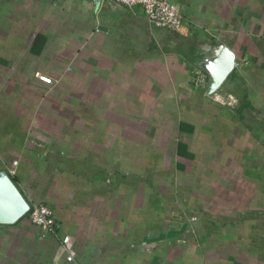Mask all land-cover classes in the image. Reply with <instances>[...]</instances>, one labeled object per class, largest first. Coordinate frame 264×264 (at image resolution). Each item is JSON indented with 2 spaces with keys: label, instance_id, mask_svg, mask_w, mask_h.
<instances>
[{
  "label": "crops",
  "instance_id": "1",
  "mask_svg": "<svg viewBox=\"0 0 264 264\" xmlns=\"http://www.w3.org/2000/svg\"><path fill=\"white\" fill-rule=\"evenodd\" d=\"M171 1L174 31L0 0V172L58 226L0 225V264H264V0ZM217 44L235 65L207 96Z\"/></svg>",
  "mask_w": 264,
  "mask_h": 264
},
{
  "label": "water",
  "instance_id": "2",
  "mask_svg": "<svg viewBox=\"0 0 264 264\" xmlns=\"http://www.w3.org/2000/svg\"><path fill=\"white\" fill-rule=\"evenodd\" d=\"M235 55L222 44L212 47L198 63L207 76L206 95L214 94L233 72ZM29 204L9 175L0 172V225H13L29 212Z\"/></svg>",
  "mask_w": 264,
  "mask_h": 264
},
{
  "label": "built area",
  "instance_id": "3",
  "mask_svg": "<svg viewBox=\"0 0 264 264\" xmlns=\"http://www.w3.org/2000/svg\"><path fill=\"white\" fill-rule=\"evenodd\" d=\"M112 3L120 4L126 7L139 6L147 19V21L155 28L166 29L170 31L178 30L181 26L182 16L176 10L171 0H106ZM37 78L45 83L51 84V80L44 76L37 75ZM27 213L30 222L43 230L55 233L58 229L56 221L51 210L40 204L29 205ZM63 243L68 242V238H64Z\"/></svg>",
  "mask_w": 264,
  "mask_h": 264
},
{
  "label": "trees",
  "instance_id": "4",
  "mask_svg": "<svg viewBox=\"0 0 264 264\" xmlns=\"http://www.w3.org/2000/svg\"><path fill=\"white\" fill-rule=\"evenodd\" d=\"M27 216V215H26Z\"/></svg>",
  "mask_w": 264,
  "mask_h": 264
}]
</instances>
